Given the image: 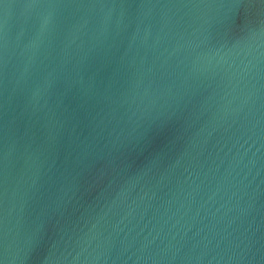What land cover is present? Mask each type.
Returning a JSON list of instances; mask_svg holds the SVG:
<instances>
[{
	"label": "water",
	"instance_id": "95a60500",
	"mask_svg": "<svg viewBox=\"0 0 264 264\" xmlns=\"http://www.w3.org/2000/svg\"><path fill=\"white\" fill-rule=\"evenodd\" d=\"M0 264H264V0H2Z\"/></svg>",
	"mask_w": 264,
	"mask_h": 264
},
{
	"label": "snow or ice",
	"instance_id": "6c2138e0",
	"mask_svg": "<svg viewBox=\"0 0 264 264\" xmlns=\"http://www.w3.org/2000/svg\"><path fill=\"white\" fill-rule=\"evenodd\" d=\"M0 2H2V0H0Z\"/></svg>",
	"mask_w": 264,
	"mask_h": 264
}]
</instances>
